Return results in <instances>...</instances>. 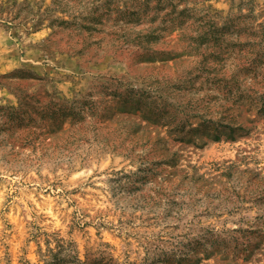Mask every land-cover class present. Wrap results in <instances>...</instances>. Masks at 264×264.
<instances>
[{"label": "rangeland", "instance_id": "rangeland-1", "mask_svg": "<svg viewBox=\"0 0 264 264\" xmlns=\"http://www.w3.org/2000/svg\"><path fill=\"white\" fill-rule=\"evenodd\" d=\"M0 264H264V0H0Z\"/></svg>", "mask_w": 264, "mask_h": 264}]
</instances>
